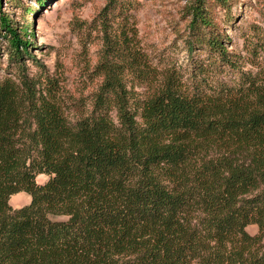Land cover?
Returning a JSON list of instances; mask_svg holds the SVG:
<instances>
[{
	"label": "trees",
	"instance_id": "16d2710c",
	"mask_svg": "<svg viewBox=\"0 0 264 264\" xmlns=\"http://www.w3.org/2000/svg\"><path fill=\"white\" fill-rule=\"evenodd\" d=\"M207 11L193 7L192 27L240 72L229 85L191 89L128 32L76 121L52 89L0 82V264H264V64L240 71ZM18 25L3 13L0 38L24 57L30 25ZM22 191L31 201L13 208Z\"/></svg>",
	"mask_w": 264,
	"mask_h": 264
},
{
	"label": "rangeland",
	"instance_id": "374dc122",
	"mask_svg": "<svg viewBox=\"0 0 264 264\" xmlns=\"http://www.w3.org/2000/svg\"><path fill=\"white\" fill-rule=\"evenodd\" d=\"M16 1L2 0L0 17L10 13L18 26L26 21L32 43L29 55L21 57L2 32L0 82L7 77L19 83L33 80L38 92L52 89L72 121L92 110L105 71L118 52L113 46H120L123 32L129 33L132 47L153 66L159 71L176 69L191 89L201 85L209 90L212 85H229L239 79L240 72L222 66L202 42L207 27H192L193 7L203 0ZM204 3L211 28L217 29L229 51L241 56L240 71L257 72V64H264V0H228L226 7L217 0ZM128 85L137 94L146 89L135 76ZM48 179L45 174L37 177L41 184ZM30 201V194L24 191L9 200L13 208ZM247 230L256 234L259 227L251 224Z\"/></svg>",
	"mask_w": 264,
	"mask_h": 264
}]
</instances>
